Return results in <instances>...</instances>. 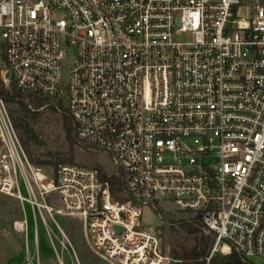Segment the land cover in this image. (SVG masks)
I'll use <instances>...</instances> for the list:
<instances>
[{
	"label": "built area",
	"instance_id": "2783aa9c",
	"mask_svg": "<svg viewBox=\"0 0 264 264\" xmlns=\"http://www.w3.org/2000/svg\"><path fill=\"white\" fill-rule=\"evenodd\" d=\"M0 52L3 88L68 116L75 145L115 169L44 174L0 95V194L27 203L49 237L47 218H75L107 264H180L161 227L185 222L212 238L205 264L264 259V0H0ZM143 206L161 226L142 222ZM12 228L27 234L25 214Z\"/></svg>",
	"mask_w": 264,
	"mask_h": 264
},
{
	"label": "rangeland",
	"instance_id": "374dc122",
	"mask_svg": "<svg viewBox=\"0 0 264 264\" xmlns=\"http://www.w3.org/2000/svg\"><path fill=\"white\" fill-rule=\"evenodd\" d=\"M73 52L68 51L61 62L62 75L67 79L69 69L73 63ZM2 63V56L0 52V65ZM3 113L7 120L8 115L6 106L3 101ZM15 137L17 136L14 131ZM17 139V137H16ZM18 144L19 141L17 140ZM20 145V144H19ZM21 148V146H20ZM34 152L40 155L43 149L34 147ZM21 151L27 161L24 150ZM75 162L83 165H99L108 172L114 171L108 156L105 152L90 153L75 146ZM30 164V163H29ZM32 165V164H31ZM37 166V165H33ZM57 165L39 166L42 172L51 176L53 168ZM20 192L25 195V188L20 183ZM157 208L160 206L168 209V213H163V219L170 217H177L172 214L173 207L165 205L161 200H155ZM142 222L146 223L150 228H157L161 226L162 220L157 216V212L150 206H143L141 208ZM26 216L28 221L27 234H20L13 230L12 225L15 220ZM46 228L37 218L34 225L33 214L30 206L12 196L0 194V264H107L105 261L94 256L88 249V246L83 238L80 222L75 218H68L63 216H56L54 220L47 218ZM60 228L63 237L56 227ZM36 228L37 238L34 237V229ZM169 227L164 225L161 227V233L165 240H168ZM254 264H264V259L252 258Z\"/></svg>",
	"mask_w": 264,
	"mask_h": 264
},
{
	"label": "trees",
	"instance_id": "16d2710c",
	"mask_svg": "<svg viewBox=\"0 0 264 264\" xmlns=\"http://www.w3.org/2000/svg\"><path fill=\"white\" fill-rule=\"evenodd\" d=\"M0 95L6 106V112L17 140L32 165H58L74 164L75 152V126L71 119L59 115L54 110L46 109L34 111L28 108L24 101L27 94L21 92L13 82L8 89L3 88L0 82ZM40 100L35 99L34 105ZM34 147L43 149L40 155L34 152ZM78 164V163H77ZM83 165V164H80ZM96 167L102 177L106 171L101 166ZM112 183L115 178L111 177ZM168 243L172 257L179 259L180 264H205L212 238L198 235L196 227L182 222L176 227L168 229ZM209 264H252L241 261L236 255H213Z\"/></svg>",
	"mask_w": 264,
	"mask_h": 264
}]
</instances>
